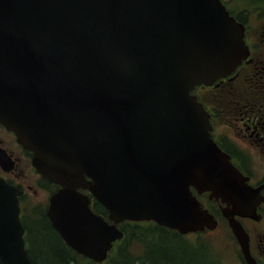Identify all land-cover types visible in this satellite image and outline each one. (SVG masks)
I'll use <instances>...</instances> for the list:
<instances>
[{
    "label": "water",
    "instance_id": "1",
    "mask_svg": "<svg viewBox=\"0 0 264 264\" xmlns=\"http://www.w3.org/2000/svg\"><path fill=\"white\" fill-rule=\"evenodd\" d=\"M247 52L244 26L222 0H0V122L59 186L47 214L72 249L103 263L125 221L213 230L197 196L209 193L227 204L245 259L258 264L235 215L257 217L261 187L215 142L192 93ZM18 194L0 177V264H34Z\"/></svg>",
    "mask_w": 264,
    "mask_h": 264
},
{
    "label": "flooded vegetation",
    "instance_id": "2",
    "mask_svg": "<svg viewBox=\"0 0 264 264\" xmlns=\"http://www.w3.org/2000/svg\"><path fill=\"white\" fill-rule=\"evenodd\" d=\"M223 1L231 14L244 26V40L248 48L247 56L231 74L217 80L212 85L200 84L194 89L193 93L196 94L210 114L211 133L215 142L230 155L233 164L248 178L247 182L253 188L261 187L260 193L263 200L257 205L254 213L257 217L236 214L235 218L242 223L249 235L251 255L258 264H264V230L259 229V226L264 223V4L261 5L263 11H254L253 16H248L246 13L235 14L228 1ZM238 79H240L241 101L243 103V106L240 105L243 112L239 113L241 121L226 123V126L222 128L224 133H221L219 127L221 124L218 121L220 116L219 107L213 105L210 101H206L204 98L205 93L220 83L231 85L233 81L235 82ZM231 133L234 138L240 141V144L235 143L234 138L230 135ZM250 147H253V149ZM259 147H263V149L261 150ZM261 151L263 153V165L261 167L262 173L258 176L251 166V156H257ZM3 153L6 154V158L1 159L7 162L13 160L15 166L13 169L7 170L0 164V177L15 186L19 191L21 221L26 220V212L39 213L38 215L31 214L29 221H40L38 216L42 212L47 217V219L45 218L46 221H50L53 227L47 210L50 197L58 190L59 186L44 178L37 171L33 165L34 152L19 142L18 136L13 130L0 122V155ZM40 189L46 190L43 199H39ZM197 196L204 208H207L218 222L215 229H209L207 232L217 231L226 223L234 235L229 220L223 212V208L227 207V204L222 202L221 199L210 198L209 193L198 194ZM93 202L94 197L92 196V204ZM36 217L37 219H35ZM26 234L27 229L25 227V238ZM234 237L238 246H240L235 235ZM240 251L243 264H249L244 257L241 246Z\"/></svg>",
    "mask_w": 264,
    "mask_h": 264
},
{
    "label": "trees",
    "instance_id": "3",
    "mask_svg": "<svg viewBox=\"0 0 264 264\" xmlns=\"http://www.w3.org/2000/svg\"><path fill=\"white\" fill-rule=\"evenodd\" d=\"M92 205L96 213L108 214L97 200ZM45 218L46 215L42 220ZM25 227L29 256L34 264H80L79 258L83 256L69 247L50 221H25ZM120 227L125 235L118 248L110 251L107 264H224L207 247L203 237L206 232L196 233L193 239L153 221H125ZM40 237H45L44 246L39 245ZM136 244L140 245L139 250Z\"/></svg>",
    "mask_w": 264,
    "mask_h": 264
},
{
    "label": "rangeland",
    "instance_id": "4",
    "mask_svg": "<svg viewBox=\"0 0 264 264\" xmlns=\"http://www.w3.org/2000/svg\"><path fill=\"white\" fill-rule=\"evenodd\" d=\"M227 1L230 5V8L237 15L241 13H246L248 16L249 15L253 16L252 13L254 11H257V10L263 11L261 10V5L264 4V0H249V1L247 0H227ZM239 80L240 79L236 80L235 82L233 81L231 83L232 86L230 84L226 85L225 83H220L218 86L211 89L209 92L205 93L204 98L205 99L207 98L210 102L215 103L216 106L219 107L218 111H219L220 116L218 118V121L221 124V126H219L221 133H224L222 128L226 126V123L231 122V121H236V122L241 121V115H239V113L243 112V108L240 107V105L243 106V103L241 101L242 94H241V89H240L241 86H240ZM235 116H237L236 120H235ZM234 132L236 133L237 131H234ZM230 135L232 136V133ZM234 141L236 144H240V141L237 140L236 138H234ZM250 148L253 149V147H250ZM259 148L261 150L263 149V147H259ZM262 165H263L262 151L257 156H251V166L257 172L258 176L261 175L262 173V168H261ZM45 194H46V190L40 189L39 199L45 198ZM31 214L38 215L39 213L26 212L25 221L30 220L29 217ZM38 217L40 218L38 220L41 221L44 218V214L41 212V214ZM35 219H37V217ZM25 221H22L24 223V226H25ZM37 229L42 230L41 227H37ZM259 229L262 231L264 230V223L259 226ZM187 235H189V237L193 239H195L196 237V233H189ZM203 237L205 238L204 241L207 247L212 251L213 255H215L217 258L221 260L222 263L224 264H243L240 246H238L237 242L235 241L234 235L232 234L231 230L226 225V223L223 224L217 231H214L212 233L206 232V234H204ZM43 238L45 237L38 238V241L40 242L39 245L41 246H44V242L42 241ZM120 243L121 241L116 242L114 245V248H118ZM35 247L38 248V246H35ZM28 248H30L29 244H28ZM135 248L139 250L140 245L136 244ZM78 254L83 256L79 258L80 264H107V260H105L103 263H99L94 260L91 261L92 259L80 253Z\"/></svg>",
    "mask_w": 264,
    "mask_h": 264
}]
</instances>
